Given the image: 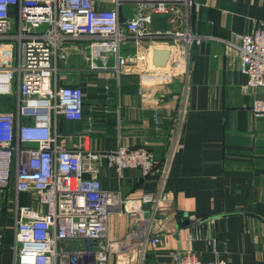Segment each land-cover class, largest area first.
Returning <instances> with one entry per match:
<instances>
[{"label":"crops","instance_id":"1","mask_svg":"<svg viewBox=\"0 0 264 264\" xmlns=\"http://www.w3.org/2000/svg\"><path fill=\"white\" fill-rule=\"evenodd\" d=\"M182 10L178 30L193 41L130 39L120 73L113 53L72 45L64 65L70 80L62 84L83 88L85 118L60 126L72 144L88 133L95 151L149 144L155 155L148 177L101 167L103 188L132 201L111 215L109 264L168 263L184 253L264 264V115L253 111L261 91L243 87L240 57L241 36L264 23V0H191ZM15 60L16 46L0 43V66ZM13 108L11 98L0 100V111ZM33 203L15 176L0 191V264H15L16 208Z\"/></svg>","mask_w":264,"mask_h":264},{"label":"built area","instance_id":"2","mask_svg":"<svg viewBox=\"0 0 264 264\" xmlns=\"http://www.w3.org/2000/svg\"><path fill=\"white\" fill-rule=\"evenodd\" d=\"M190 5L191 0H0V43L16 46L14 63L0 66V100L15 102V108L0 111V191L15 176L18 192L28 193L34 202L16 208L15 264H109L111 215L132 201L103 188L101 167L106 164L120 176L139 169L148 177L157 162L149 144L120 143L114 150L95 151L88 133H79L71 143L60 122L83 121L86 97L81 86L62 84L71 76L64 65L76 43L113 53L117 73L128 65L122 46L130 39L154 41L174 34L191 43L190 33L178 30L185 16L181 8ZM153 13H171L172 30L152 29ZM240 39L241 73L247 77L243 87L261 91L253 106L261 116L264 23ZM155 118L159 120L157 112ZM166 178L164 172L153 198L156 207ZM152 241L160 239L153 235ZM160 264L226 262H202L184 253Z\"/></svg>","mask_w":264,"mask_h":264},{"label":"water","instance_id":"3","mask_svg":"<svg viewBox=\"0 0 264 264\" xmlns=\"http://www.w3.org/2000/svg\"><path fill=\"white\" fill-rule=\"evenodd\" d=\"M171 16V13H153L151 16L152 29L158 31H171L172 23L169 21Z\"/></svg>","mask_w":264,"mask_h":264}]
</instances>
